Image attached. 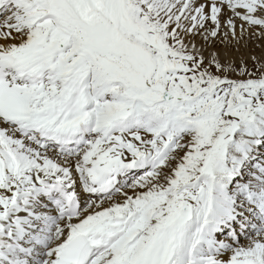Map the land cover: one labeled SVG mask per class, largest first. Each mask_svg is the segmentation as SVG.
Wrapping results in <instances>:
<instances>
[{
	"label": "snow or ice",
	"instance_id": "snow-or-ice-1",
	"mask_svg": "<svg viewBox=\"0 0 264 264\" xmlns=\"http://www.w3.org/2000/svg\"><path fill=\"white\" fill-rule=\"evenodd\" d=\"M0 264H264V0H0Z\"/></svg>",
	"mask_w": 264,
	"mask_h": 264
},
{
	"label": "bare ground",
	"instance_id": "bare-ground-1",
	"mask_svg": "<svg viewBox=\"0 0 264 264\" xmlns=\"http://www.w3.org/2000/svg\"><path fill=\"white\" fill-rule=\"evenodd\" d=\"M256 54L259 55V50L258 49L256 50Z\"/></svg>",
	"mask_w": 264,
	"mask_h": 264
}]
</instances>
